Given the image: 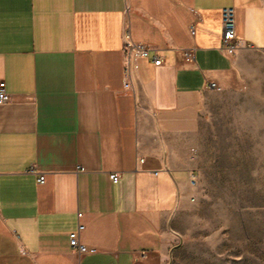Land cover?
Instances as JSON below:
<instances>
[{
    "label": "crops",
    "instance_id": "0c3cea01",
    "mask_svg": "<svg viewBox=\"0 0 264 264\" xmlns=\"http://www.w3.org/2000/svg\"><path fill=\"white\" fill-rule=\"evenodd\" d=\"M126 27L163 60L138 58L128 89ZM248 48L264 49V0H0V264H168L210 102ZM79 220L96 253L70 247Z\"/></svg>",
    "mask_w": 264,
    "mask_h": 264
},
{
    "label": "rangeland",
    "instance_id": "374dc122",
    "mask_svg": "<svg viewBox=\"0 0 264 264\" xmlns=\"http://www.w3.org/2000/svg\"><path fill=\"white\" fill-rule=\"evenodd\" d=\"M210 102L192 199L168 264H264V49Z\"/></svg>",
    "mask_w": 264,
    "mask_h": 264
},
{
    "label": "built area",
    "instance_id": "2783aa9c",
    "mask_svg": "<svg viewBox=\"0 0 264 264\" xmlns=\"http://www.w3.org/2000/svg\"><path fill=\"white\" fill-rule=\"evenodd\" d=\"M221 25H222V36H221V47L228 52H234L241 46H243L242 39L237 34V8L233 5L225 6L221 9ZM248 47L253 45L248 43ZM123 51L126 58L125 72L126 78L124 81V89L131 87V73L132 69L136 67V60L140 57H152L155 65H161L163 60L156 54L155 50L148 48L142 43L135 42L131 36L130 29L126 27L123 32ZM184 57L186 61H192L195 57L194 48H185ZM210 87H216L215 82L208 84ZM9 98V94L6 91L5 82L0 80V102H4ZM140 162L144 161V158L139 159ZM31 172H37L35 166L29 168ZM39 182L42 183L45 180V174L43 172H37ZM111 177L114 182L120 180V173L113 172ZM192 184L196 183L195 175L190 178ZM82 217V212H78V219ZM85 229V225L80 222L77 223V227L69 232V244L70 247L76 250L79 254H93L97 252V248L89 246L81 241V234Z\"/></svg>",
    "mask_w": 264,
    "mask_h": 264
}]
</instances>
